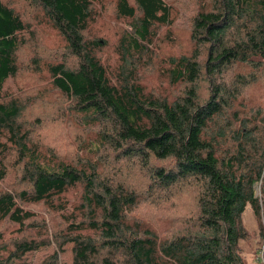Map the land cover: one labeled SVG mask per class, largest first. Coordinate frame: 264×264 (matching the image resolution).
<instances>
[{
  "label": "trees",
  "instance_id": "1",
  "mask_svg": "<svg viewBox=\"0 0 264 264\" xmlns=\"http://www.w3.org/2000/svg\"><path fill=\"white\" fill-rule=\"evenodd\" d=\"M189 1L0 0V264H264V0Z\"/></svg>",
  "mask_w": 264,
  "mask_h": 264
},
{
  "label": "rangeland",
  "instance_id": "2",
  "mask_svg": "<svg viewBox=\"0 0 264 264\" xmlns=\"http://www.w3.org/2000/svg\"><path fill=\"white\" fill-rule=\"evenodd\" d=\"M2 2L6 1V0H1ZM176 1V0H173ZM181 2L179 3H190V1L188 0H180ZM186 23V22H184ZM184 27H186L187 25L183 24ZM13 82V81H12ZM11 82L10 79H7L5 84L11 86V88H14L13 83ZM39 104V102H36L34 105L33 103L30 104L28 107V109H24L22 114H24L23 116L26 118H32L35 117L37 111L39 110V108H36V106ZM56 106V105H55ZM14 182V174L11 171H8L4 183L6 185H11ZM258 185L255 186V193L258 194ZM184 201L185 202H189V199L187 198V196L184 197ZM27 207V206H26ZM35 209H42L40 206L34 207ZM34 211L36 213H39L40 211L35 210ZM164 209V208H163ZM157 210L158 212L155 213V215H148L146 213H144L145 218L149 221V223L152 224H156L157 220L161 217L160 214H163L164 210ZM178 210L181 209V206L179 208H177ZM168 210V209H167ZM150 212V211H148ZM42 214V216L44 217V219L47 217L45 212H40ZM164 214H168L171 215L173 214L172 211L171 212H166ZM163 219V218H161ZM45 221V220H44ZM241 222H242V226L245 228L246 232H247V236H245V238H243L242 240L239 241V245L241 248V255L242 257L245 259L247 264H263V260L262 258V245L260 243V240L258 239L257 236V225H256V220L253 217L251 211L246 208L244 210V212L241 215ZM46 224H49V221H45ZM157 225V224H156ZM70 244L66 243L63 245V250L62 251H58V259L60 264H70ZM55 249V246L53 245V243L49 244L46 247H40L38 250L31 252V253H26L25 257L26 259L31 263V264H37L43 257H45L46 255L51 254Z\"/></svg>",
  "mask_w": 264,
  "mask_h": 264
}]
</instances>
